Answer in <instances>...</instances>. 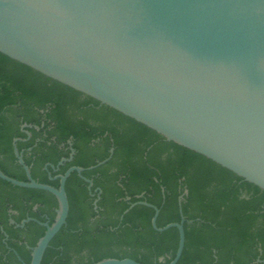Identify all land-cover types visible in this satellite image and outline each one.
Wrapping results in <instances>:
<instances>
[{
    "label": "trees",
    "instance_id": "obj_1",
    "mask_svg": "<svg viewBox=\"0 0 264 264\" xmlns=\"http://www.w3.org/2000/svg\"><path fill=\"white\" fill-rule=\"evenodd\" d=\"M15 140L36 182L58 188L59 179L53 178L71 167L83 168L81 176L91 181L89 188L77 172L68 177L66 226L41 264L110 258L169 264L178 247L177 229L155 231L152 208L128 210L137 202L158 208V228L184 220L185 244L176 264H264V191L0 54V170L27 182ZM72 150V160L58 165ZM57 208L50 193L0 179V264H30L31 248L46 231L38 222L51 226Z\"/></svg>",
    "mask_w": 264,
    "mask_h": 264
},
{
    "label": "water",
    "instance_id": "obj_2",
    "mask_svg": "<svg viewBox=\"0 0 264 264\" xmlns=\"http://www.w3.org/2000/svg\"><path fill=\"white\" fill-rule=\"evenodd\" d=\"M0 54L264 191V0H0ZM15 142L27 182L1 170L0 179L50 193L58 202L54 223L38 222L46 231L31 248L30 264H41L66 226V181L72 172L82 177L84 169L71 167L55 177L58 188L38 183ZM136 205L154 210L155 231L177 229L169 263L176 264L184 220L158 228V208L137 202L128 210ZM95 264L139 263L110 258Z\"/></svg>",
    "mask_w": 264,
    "mask_h": 264
},
{
    "label": "flooded vegetation",
    "instance_id": "obj_3",
    "mask_svg": "<svg viewBox=\"0 0 264 264\" xmlns=\"http://www.w3.org/2000/svg\"><path fill=\"white\" fill-rule=\"evenodd\" d=\"M83 169V168H82ZM82 173V172H81ZM59 176V175H58ZM57 177V176H56ZM53 179H56V178H53ZM98 200L95 201V203L97 202ZM37 206H34L33 209H36Z\"/></svg>",
    "mask_w": 264,
    "mask_h": 264
}]
</instances>
